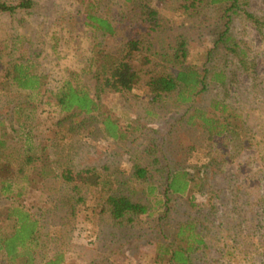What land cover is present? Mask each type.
Wrapping results in <instances>:
<instances>
[{
	"label": "rangeland",
	"instance_id": "1",
	"mask_svg": "<svg viewBox=\"0 0 264 264\" xmlns=\"http://www.w3.org/2000/svg\"><path fill=\"white\" fill-rule=\"evenodd\" d=\"M244 1L249 11L264 14V0ZM183 2L165 0L160 8L162 27L152 37L154 62L169 68L165 53L185 34L188 63L212 74L226 69L232 82L225 87L209 78L208 89L188 103L176 94L155 101L145 77L133 91L98 93L99 55L121 50L131 32L125 21L120 34L103 35L85 24L84 14L94 4V13L117 21L125 9L121 0H32L29 10L0 11V81L12 62L23 57L41 78L33 90L0 83V161L8 162L6 171L0 169V239L15 229L12 209L28 211L40 222L38 240L29 247L36 264H46L58 253L62 264H168L159 245L178 244L179 227L188 220L199 221L208 243L198 250L195 264H264V204H258L264 196V40L250 20L234 16L231 34L255 57L257 74L235 70L222 47L207 55L225 29L223 9L210 7L191 16ZM68 79L87 88L100 110L64 112L57 97ZM214 99L232 105L238 114L230 120L233 138L226 133L211 137L193 117L198 108L222 118ZM107 115L124 137L107 135L102 124ZM28 157L33 161L28 163ZM136 165L147 168V178L134 174ZM65 169H89L101 176V184L95 178L87 184L67 183ZM180 169L204 187L172 193L166 213V174ZM5 177L13 182L10 190L3 189ZM108 193L127 195L150 211L130 214L133 221H116L105 209ZM0 264L18 263L0 250Z\"/></svg>",
	"mask_w": 264,
	"mask_h": 264
},
{
	"label": "trees",
	"instance_id": "2",
	"mask_svg": "<svg viewBox=\"0 0 264 264\" xmlns=\"http://www.w3.org/2000/svg\"><path fill=\"white\" fill-rule=\"evenodd\" d=\"M123 13L119 20L113 21L98 13H94V4H91L85 11V24L93 29L100 31L103 35L116 36L120 34L122 26L126 24L129 27L130 34L123 43L121 50L114 53H101L98 63L101 69L95 73L97 80V91L103 94L106 91L124 93L135 90L141 84L145 77L148 93L153 96L155 101L162 99L166 95L176 94L180 102H192L195 97L208 89V80L228 87L232 82L228 81V71L223 69L211 73L209 68H200L197 65L189 64L188 59L191 51L189 48L188 37L181 34L172 46L171 53H165L166 61L171 63L167 65L154 62L152 37L159 32L162 27L161 6L165 0H121ZM183 8L191 15L201 14L205 9L217 7L223 9L225 29L220 33L213 48L207 51L208 56H212L222 47L229 56H232L235 62V70L238 69L247 72L252 76L257 74L256 59L252 56L248 48L231 34L230 23L234 16L243 15L250 20L259 30L264 40V14H255L246 7L244 0H183ZM32 0H19L18 3H9L0 0V11L13 14L20 10H29L32 8ZM126 26V25H125ZM160 56V52H157ZM101 56V58H100ZM164 57V56H162ZM26 59L12 62L11 70L7 71L1 84L16 86L24 90L38 89L41 84V78L37 74L30 72L25 63ZM153 66V67H152ZM225 99V98H223ZM222 99H214V108H221L224 115L222 118L208 116L203 109H195L194 118H199L205 128H207L211 137L221 138L225 134L228 138L235 136L232 128L231 118L238 116L232 105L224 103ZM57 103L64 112L78 110L84 113H92L100 110V104L89 90L80 85H74L72 80H66L62 91L57 97ZM232 108V109H231ZM231 111V112H230ZM230 112L228 116L226 113ZM101 114V113H100ZM224 117V119H223ZM102 124L107 135L119 139L124 137L117 121L109 115L103 116ZM233 130V131H232ZM27 162L33 161L32 157L26 158ZM8 162L0 161L1 171L5 170ZM6 171V170H5ZM91 170L75 171L65 169L62 172L63 179L67 183L78 182L87 184L95 178V184H101V176L91 173ZM134 174L138 178H147L148 170L140 165L135 166ZM27 177V174L24 175ZM109 179H104L103 185L109 184ZM13 182L8 177L2 180L4 190H10ZM166 187L164 196L166 198L165 207L168 205L171 194H190L194 187L203 186L196 177L185 169L176 172L168 171L166 174ZM154 190V187H150ZM241 185L236 189L240 190ZM235 189V188H234ZM238 197V196H237ZM192 204L195 201V194L189 195ZM238 200V199H237ZM258 204H264V196L259 198ZM264 207V206H263ZM105 209L116 221H133V216L149 213L150 207L144 203L134 201L127 195H116L108 193ZM170 208L167 206L165 212ZM17 219L15 229L12 234L0 239V250L5 252L6 259L11 263L36 264L33 252L29 250L32 243L37 242V233L39 229V220L32 218L30 213L22 207H15L11 211ZM199 221L188 220L179 227L177 238L178 244L163 243L159 245V255L168 264H195L198 258L197 252L200 249L208 247V243L200 229ZM202 226V225H201ZM63 254L58 253L46 264H62Z\"/></svg>",
	"mask_w": 264,
	"mask_h": 264
}]
</instances>
